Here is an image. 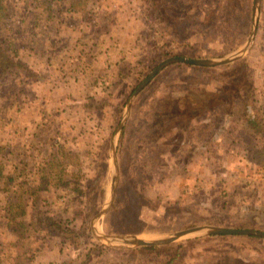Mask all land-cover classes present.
I'll use <instances>...</instances> for the list:
<instances>
[{"label": "rangeland", "instance_id": "obj_1", "mask_svg": "<svg viewBox=\"0 0 264 264\" xmlns=\"http://www.w3.org/2000/svg\"><path fill=\"white\" fill-rule=\"evenodd\" d=\"M253 8L254 0H0V264H264L261 238L236 244L235 236L191 235L133 249L104 244L90 226L110 195L111 138L133 90L170 57L240 51ZM75 12L92 24L83 28L88 44L129 41L121 64L96 61L108 71L96 79L60 71L59 46L75 40ZM263 40L264 0L243 59L171 65L136 97L118 137L120 181L98 222L102 232L145 241L208 225L264 232V131L247 129L254 117L264 127V60L256 51ZM222 105L223 122L205 129L210 141L184 158L181 127L204 112L213 119ZM20 203L25 215L17 218L11 205Z\"/></svg>", "mask_w": 264, "mask_h": 264}, {"label": "water", "instance_id": "obj_2", "mask_svg": "<svg viewBox=\"0 0 264 264\" xmlns=\"http://www.w3.org/2000/svg\"><path fill=\"white\" fill-rule=\"evenodd\" d=\"M261 6H262V0H254V8H253L254 21H253L252 32L246 44L241 48L240 51H238L237 53L231 56L225 58H218V59H189L183 56L170 57L168 59H165L148 75V77L143 82L139 84V86L136 88L134 93L130 96V98L126 103L124 115L121 119L120 125L117 128L116 133L111 138L110 158L113 164L112 186H111L109 198L105 206L91 220V225H90L91 232L95 238H97L98 240H100L101 242L107 245H112V246L121 245L122 247L133 248V249L165 246L191 235H199L205 237L248 236V237H258L264 239V232L259 230L230 229V228L211 226V225L188 228L167 235L163 238L150 240V241H145L137 237H131V236L108 235L102 232L98 228L99 220L105 215H107V213L110 211L116 197L117 187L120 181V166L118 161L117 141L119 134L123 130L127 120L131 115L133 101L164 69H166L171 65L183 63L194 67L214 68V67L228 65L243 59L244 56L250 51L254 39L256 37L258 24H259V17L261 13Z\"/></svg>", "mask_w": 264, "mask_h": 264}, {"label": "crops", "instance_id": "obj_3", "mask_svg": "<svg viewBox=\"0 0 264 264\" xmlns=\"http://www.w3.org/2000/svg\"><path fill=\"white\" fill-rule=\"evenodd\" d=\"M61 0H57V3L59 4ZM122 5V2H119V4L117 5V9H120L119 6ZM122 10V9H120ZM132 13V11H131ZM78 14V15H77ZM77 17H81L80 19L82 20H78ZM85 15H81L80 13H76L75 12V40L72 39V44H60L59 49H60V65H61V72L64 73H69L72 72V70L74 69L75 73V81H81L83 80L82 75L84 73L87 74H93L95 79L103 74V73H107L108 71H104L102 70L101 67H98L96 65V61L98 60H103V63L105 64H111V62H114V66H117L118 64H121V60L119 58L118 55H120V53L122 54V52L126 51V44L129 43V41H126V44H88L89 40L88 38L91 37V35L86 34V36L83 35V28L84 27H92V24H90L89 20L86 19L84 20ZM135 21H134V32L137 33L138 28L140 27V23H139V19L134 17ZM106 33H110L111 35L113 34V36H118V35H122L124 33V30H120L117 29L115 31L111 30V29H106ZM80 32V33H78ZM133 32V34H134ZM130 32H127V37L129 38L128 34ZM86 39V40H85ZM88 40V41H87ZM264 41V40H263ZM87 43V44H85ZM257 51V55L260 56L263 60H264V42H262V44H260V47L256 50ZM263 73L259 72V75H263L264 76V71H262ZM112 74V73H111ZM67 78V77H66ZM78 85V84H75ZM225 108V106H218L215 109V111L212 112V114L214 116H212L213 119H209L208 118V114L207 112H204L202 115L193 118L192 120H189L187 123V126H183L181 127V133L182 136L181 138L184 139L185 142H187V146L184 148H182L181 153L184 156V158L189 155L191 156H195L196 151L199 150V146H204L206 145V142H209L210 140H207V138H205L206 132L205 129H211L215 127V124L213 123L215 119L223 122V118H224V112L223 109ZM257 107H255L256 110ZM256 113V112H255ZM232 121L235 120V118H231ZM242 122V120H238L237 121ZM218 129L220 131H222L223 127L219 125L218 123ZM220 127V128H219ZM203 130L204 133H202L201 131ZM218 133H216L215 135H217ZM203 138H205L203 140ZM221 140L224 139L223 136H221L220 138ZM202 141V143H200ZM219 142V140H218ZM198 145V146H197ZM188 170H192L191 166L188 164ZM191 182V180H190ZM194 184V183H193ZM192 184V185H193ZM191 185V186H192ZM231 239H236L234 241H236V244L241 243V237L240 236H235V238H231ZM238 239V240H237ZM248 239H252L253 238H248ZM245 242H247L246 240H243ZM247 253V251H245ZM254 255H259L261 256L260 253H256ZM239 256H241V254H239ZM245 263H248L247 260L244 261Z\"/></svg>", "mask_w": 264, "mask_h": 264}, {"label": "trees", "instance_id": "obj_4", "mask_svg": "<svg viewBox=\"0 0 264 264\" xmlns=\"http://www.w3.org/2000/svg\"><path fill=\"white\" fill-rule=\"evenodd\" d=\"M88 4V2H86V5ZM5 53H6V50H5V48H4V46L3 45H1L0 44V57H2V56H4L5 55ZM6 61H7V59H6ZM9 64V62H7V65ZM11 65V64H10ZM9 65V66H10ZM8 67V66H7ZM1 68V67H0ZM135 90H133V92H134ZM132 92V93H133ZM221 93H222V95H225V96H228L227 95V93H226V88H223L222 89V91H221ZM229 95H232V94H229ZM231 97V96H230ZM249 98V97H248ZM195 113L196 114H198L199 112L197 111V110H195ZM224 114V113H223ZM248 123H249V125H248V130L250 131V130H252L253 131V135H261L262 133H263V131H264V127H263V124H262V122L258 119V118H256V117H254V118H249L248 120ZM1 149V148H0ZM69 166V164L68 163H65V164H63V171H65L66 172V168ZM4 173H5V165H4V163L2 162V161H0V183H1V181H2V179L4 178ZM15 208H17L16 209V217H17V215L18 216H21V215H25V212H24V210H23V208H22V204L20 203V204H17V205H15V204H12L11 205V209H15ZM13 216H14V214H12ZM17 218H19V217H17ZM51 222V221H50ZM49 227H51V228H55V229H60V226H57L56 224H51V223H49ZM19 229H20V231H23V225L22 224H19ZM244 227H247L246 225H243V226H241L240 228H244ZM251 238H253V239H258V237H251ZM157 247H151V248H147L148 250H154V249H156Z\"/></svg>", "mask_w": 264, "mask_h": 264}]
</instances>
